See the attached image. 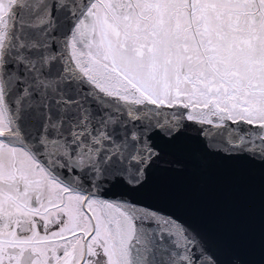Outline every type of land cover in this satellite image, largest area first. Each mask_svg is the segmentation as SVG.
Wrapping results in <instances>:
<instances>
[{
  "label": "snow or ice",
  "instance_id": "1",
  "mask_svg": "<svg viewBox=\"0 0 264 264\" xmlns=\"http://www.w3.org/2000/svg\"><path fill=\"white\" fill-rule=\"evenodd\" d=\"M214 169L264 194V0H0V264H264L163 187Z\"/></svg>",
  "mask_w": 264,
  "mask_h": 264
},
{
  "label": "water",
  "instance_id": "2",
  "mask_svg": "<svg viewBox=\"0 0 264 264\" xmlns=\"http://www.w3.org/2000/svg\"><path fill=\"white\" fill-rule=\"evenodd\" d=\"M177 211H189L226 230L246 253L259 261L264 227V194L258 178H240L227 169H214L193 181L179 178L163 184Z\"/></svg>",
  "mask_w": 264,
  "mask_h": 264
}]
</instances>
